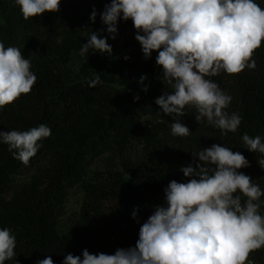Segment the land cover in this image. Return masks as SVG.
Instances as JSON below:
<instances>
[{
  "label": "trees",
  "instance_id": "1",
  "mask_svg": "<svg viewBox=\"0 0 264 264\" xmlns=\"http://www.w3.org/2000/svg\"><path fill=\"white\" fill-rule=\"evenodd\" d=\"M254 2L264 9V0ZM110 3L61 0L58 12L25 20L16 0H0V42L17 47L37 77L29 94L0 109V132L41 124L51 129L27 165L0 142V229H9L16 239L15 256L4 264H37L48 256L63 264L68 254L82 259L85 249L113 255L134 248L140 227L156 207H167L169 183L189 182L180 169L195 167L199 161L192 153L213 144L244 155L249 166L237 171L264 193V169L258 163L264 154L249 151L242 139L248 134L264 143V41L251 58L255 69L205 77L231 96L224 111L242 118L238 129L222 135L206 118L198 123V111L189 104L179 119L190 134L174 136L173 116L155 103L173 91L156 64L158 51L144 57L130 19L118 20L112 39L100 18ZM93 9L95 22L90 20ZM91 32L107 38L111 55L92 49L80 54ZM96 76L101 82L90 87ZM141 76L147 77L143 83ZM76 190L81 205L70 212ZM235 195L242 204L247 200L239 191ZM254 203L264 216V195ZM248 259L264 264V247Z\"/></svg>",
  "mask_w": 264,
  "mask_h": 264
},
{
  "label": "clouds",
  "instance_id": "2",
  "mask_svg": "<svg viewBox=\"0 0 264 264\" xmlns=\"http://www.w3.org/2000/svg\"><path fill=\"white\" fill-rule=\"evenodd\" d=\"M60 2L16 0L25 20L58 12ZM96 15L93 9L92 22ZM100 18L112 39L116 38L118 20L130 19L144 57L158 51L156 64L162 67L163 81L173 91L165 92L155 103L165 115L173 116L172 135L190 134L179 119L189 104L198 111V123L206 118L222 130V135L238 129L242 118L224 111L231 96L205 77L216 76L221 70L235 75L246 67L256 68L251 58L264 41V9L254 0H111ZM89 49L112 53L107 38H99L94 32L80 54H88ZM30 67V61L17 47L5 48L0 42V109L30 93L37 80ZM146 79L141 76V83ZM100 82L96 76L89 86ZM142 90L148 89L145 86ZM50 136L51 129L41 124L26 131L0 132V142L9 146L15 159L27 165L38 151L37 142ZM242 139L249 151L264 154L259 136L244 134ZM192 155L198 157L195 167L180 169L191 179L187 183H169L165 189L167 207H156L140 227L134 248L117 249L113 255H94L85 249L82 259L68 254L63 264H251V252L264 247V216L258 212L259 204L254 203L264 193L249 176L237 171L249 166V162L240 152L220 144ZM258 163L264 169V159ZM237 191L247 197L243 204L239 195L234 196ZM15 247L11 231L0 229V264L15 256ZM37 264L54 262L48 256Z\"/></svg>",
  "mask_w": 264,
  "mask_h": 264
},
{
  "label": "rangeland",
  "instance_id": "3",
  "mask_svg": "<svg viewBox=\"0 0 264 264\" xmlns=\"http://www.w3.org/2000/svg\"><path fill=\"white\" fill-rule=\"evenodd\" d=\"M102 164L99 163V165H97L96 167H101ZM80 205H81V192L79 190H76L72 196H71V200L69 202V210L70 212H73V211H76V210H79L80 208Z\"/></svg>",
  "mask_w": 264,
  "mask_h": 264
},
{
  "label": "built area",
  "instance_id": "4",
  "mask_svg": "<svg viewBox=\"0 0 264 264\" xmlns=\"http://www.w3.org/2000/svg\"><path fill=\"white\" fill-rule=\"evenodd\" d=\"M248 262H251V264H256V262L252 259H248Z\"/></svg>",
  "mask_w": 264,
  "mask_h": 264
}]
</instances>
